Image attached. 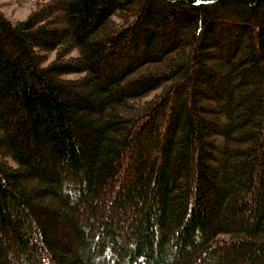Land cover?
I'll return each instance as SVG.
<instances>
[{
  "label": "trees",
  "instance_id": "1",
  "mask_svg": "<svg viewBox=\"0 0 264 264\" xmlns=\"http://www.w3.org/2000/svg\"><path fill=\"white\" fill-rule=\"evenodd\" d=\"M0 4V264H264V0Z\"/></svg>",
  "mask_w": 264,
  "mask_h": 264
},
{
  "label": "rangeland",
  "instance_id": "2",
  "mask_svg": "<svg viewBox=\"0 0 264 264\" xmlns=\"http://www.w3.org/2000/svg\"><path fill=\"white\" fill-rule=\"evenodd\" d=\"M6 15L13 19L25 18L29 12L27 0H0Z\"/></svg>",
  "mask_w": 264,
  "mask_h": 264
}]
</instances>
